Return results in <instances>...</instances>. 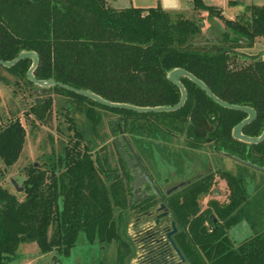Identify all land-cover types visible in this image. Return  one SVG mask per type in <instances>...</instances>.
Masks as SVG:
<instances>
[{"label":"trees","instance_id":"obj_1","mask_svg":"<svg viewBox=\"0 0 264 264\" xmlns=\"http://www.w3.org/2000/svg\"><path fill=\"white\" fill-rule=\"evenodd\" d=\"M193 2L224 25L219 35L210 32L209 46L190 40L200 29L196 18L172 15L160 4L114 7L107 0H0V57L12 59L22 50L34 49L40 58L37 77L55 78L110 100L138 105L176 103L180 90L167 74L181 66L224 100L254 107L256 117L242 131L258 135L264 128V57L236 50L264 35V3L248 5V18H231L220 6ZM31 63L32 58H24L9 68L35 84L27 75ZM181 81L187 90L185 102L175 110L161 111L111 107L63 86L51 87L123 115L125 131L135 132L137 121L146 135L156 128L184 131L192 143L217 137L218 144L231 153L264 165V139L246 142L231 135V127L247 113L219 104L187 76ZM51 103L47 98L45 107ZM76 133L83 138L80 130ZM25 139L21 118L0 125V159L6 165L19 159ZM118 158L121 176L96 161L89 143L81 147V140H76L49 167L32 163L27 168L22 198L0 183V264L12 260L25 241H36L42 251L69 254L81 230L91 242L120 240L129 221L130 188L124 178L130 174ZM207 190L208 184L195 183L185 194L181 212L185 231L180 242L190 263L264 264V228L233 246L225 233L233 219L216 229L205 224L211 221L208 210L198 213L197 198ZM243 194L234 177L230 208H237ZM175 209L178 213V204Z\"/></svg>","mask_w":264,"mask_h":264},{"label":"rangeland","instance_id":"obj_2","mask_svg":"<svg viewBox=\"0 0 264 264\" xmlns=\"http://www.w3.org/2000/svg\"><path fill=\"white\" fill-rule=\"evenodd\" d=\"M203 1L226 3L225 0ZM107 3L114 7L130 5L147 7L160 4L172 15L196 18L200 23V29L190 39L194 45L209 46L212 42L208 37L210 32L219 35V28H221L218 19L208 16L206 10L196 8L193 0H107ZM253 3L263 4L264 0L243 2L228 0L224 7H220L226 17L248 18L250 15L248 5ZM242 44L240 50L264 57V38L256 37L251 45L247 42ZM49 97L52 103L46 108L45 103ZM36 103L39 106L35 110ZM90 106L89 101L78 100L51 86L42 88L36 83H30L23 73H16L0 64V125L19 117L26 127V139L19 159L10 166L0 159V183L22 198L25 194L23 188L28 175L27 168L32 163L49 167L50 163L57 160L61 153H65L67 145L73 148L76 140H81V147L88 143L92 146V154L103 168L110 169L113 175L121 172L122 168L114 140L115 133L109 122L117 115L103 107ZM76 130L82 132L83 138L76 133ZM149 133L151 136L154 134L167 135L165 131L156 128L150 129ZM125 134L132 143L135 138L134 132L126 130ZM140 137L139 149L144 151L148 137L143 133ZM176 142L179 143V139H176ZM141 153L145 155L146 162L145 151ZM236 164L239 168L246 169L251 175L246 178L248 199L237 211V215L242 219L230 229V237L237 242L249 235L253 229L264 226V173L245 164ZM100 172L102 173V170ZM102 175L107 179L105 174L102 173ZM113 175L111 178H115ZM211 195L209 192L201 197L202 205ZM118 208L116 206V211ZM130 232L133 233L131 230ZM120 241L129 245L131 239L125 231H122L120 240L91 242L81 230L69 254L59 253L57 249L42 251L36 241H25L19 245L15 257L5 264H123V250L125 252V249L119 251V248H122Z\"/></svg>","mask_w":264,"mask_h":264},{"label":"flooded vegetation","instance_id":"obj_3","mask_svg":"<svg viewBox=\"0 0 264 264\" xmlns=\"http://www.w3.org/2000/svg\"><path fill=\"white\" fill-rule=\"evenodd\" d=\"M213 120L217 122L218 119L213 118ZM109 122L115 135L118 134L117 121L110 120ZM135 123L137 126L133 134L135 138L131 144L144 164L152 182L162 195L164 207L158 212L153 211L159 205L160 200L158 195L152 191L149 182H139V195L133 203L130 202L131 198H134L130 190L127 200L129 204V221L124 231L129 235L131 242H129V245H125L124 241H120L122 248H119V250L125 249V252L123 250V264H191L180 242L183 235L181 233L185 231L181 224V218L184 216L181 212H183L182 209L185 204L186 190L195 183H198V185H201L202 182L208 184L207 192L197 198L200 206L198 213L208 210L211 221H205L207 226L216 229L219 225L224 224L225 220H234L225 227V233L230 238L233 246L238 245L240 241L251 236L255 231L264 228L262 226L253 229L249 235L237 242L230 237V229L242 219L237 215V211L241 204L248 199L246 178L251 176L246 169L239 168L236 163L251 166L241 161V159H248L241 158L231 153L229 149L220 146L216 140L217 137L210 138L206 136L203 141L194 140L192 143L189 141L191 137L186 136L184 131L176 132L165 129L163 130L167 133L165 136L159 134L151 136L148 131V143L146 146L143 145L145 146L144 151L147 159L145 162V155L141 153L144 151L139 149V140L143 132L140 131L138 122ZM232 128L233 126L231 127V135ZM124 132L126 131L124 130ZM176 139H179V143L176 142ZM208 154L210 155L208 156ZM258 170L264 173V170ZM122 173V170L117 172L119 176ZM252 176L256 178V176ZM234 177L239 179V184L244 193L242 202L236 209L230 208ZM130 179L131 176L124 178L128 186L127 181ZM209 192L212 194L211 197L202 205L201 197ZM176 204L180 208L178 213L175 209ZM159 213L162 214L158 216ZM172 221H174L176 229L171 233V237L179 247L184 259L173 248L167 236V232L173 228Z\"/></svg>","mask_w":264,"mask_h":264},{"label":"water","instance_id":"obj_4","mask_svg":"<svg viewBox=\"0 0 264 264\" xmlns=\"http://www.w3.org/2000/svg\"><path fill=\"white\" fill-rule=\"evenodd\" d=\"M218 23L220 24L222 28H224V25L220 19H218ZM236 51H238L241 54H246V52L242 50H236ZM24 58H32V63L27 71V75L30 80H32L39 86L46 87V86H52V85L57 84L65 88L71 89L73 91H76L82 95H86L102 104H105L111 107H124V108L132 109L135 111L175 110L179 108L180 106H182L187 97V90L183 82L181 81V77L187 76L188 78L196 82L213 100H215L219 104L225 107L243 110L247 113V115L244 118H242L237 124L233 126L232 128L233 137L239 140L246 141V142H260L261 140L264 139V128L261 131V133L258 135H248L242 131L243 126L255 118L256 110L254 107L246 105V104H235L227 100H224L220 96L216 95L202 79H200L199 77H197L195 74H193L191 71L187 70L184 67H181V66L173 67L172 69L168 71V74H167V77L172 82H174L179 87V90H180V97L176 103L157 104V105H138V104H133V103L124 102V101L110 100L93 90L83 88V87H77V86L65 83L63 81L57 80L55 78L37 77L35 74V69L39 65L40 58H39L37 51L34 49L22 50L17 56H15L12 59H3L0 57V64L7 66V67H11ZM111 120L117 121L118 134L116 133L115 138H114L115 143H116V148L118 150L119 156L125 162L126 168L128 169V172L131 176V179L128 180L127 183L129 184V188L131 190V193L133 194L132 197L134 198L133 199L131 198L130 202L133 203L134 201L137 200L136 197L139 195L138 194L139 182L147 181L149 182L152 188V191L158 195V198L160 200L159 205L156 208H154L153 211L154 212L160 211L164 207V203L162 202V195L156 188V185L154 184V182H152L144 164L142 163L139 156L134 151V148L130 140L128 139V137L126 136L124 132L123 115L113 117L111 118ZM241 161L251 165L252 167L264 170V165H258L256 163H252L249 160L241 159ZM160 214L162 213H159L158 216ZM172 225H173V228L167 232L168 239L170 243L172 244L173 248L176 250V252L180 255L182 259H184L179 247L176 245V243L171 237V233L174 232V230L176 229V226L174 225V221H172Z\"/></svg>","mask_w":264,"mask_h":264},{"label":"crops","instance_id":"obj_5","mask_svg":"<svg viewBox=\"0 0 264 264\" xmlns=\"http://www.w3.org/2000/svg\"><path fill=\"white\" fill-rule=\"evenodd\" d=\"M226 1V3H227V1L228 0H225ZM238 1H245V0H238ZM223 2V1H222ZM205 3H207V2H205ZM226 3L225 4H223V3H207V4H215V5H218V6H221V7H224L225 5H226ZM224 10V9H223ZM223 12V11H222Z\"/></svg>","mask_w":264,"mask_h":264},{"label":"built area","instance_id":"obj_6","mask_svg":"<svg viewBox=\"0 0 264 264\" xmlns=\"http://www.w3.org/2000/svg\"><path fill=\"white\" fill-rule=\"evenodd\" d=\"M262 38H264V35L263 36H261Z\"/></svg>","mask_w":264,"mask_h":264}]
</instances>
